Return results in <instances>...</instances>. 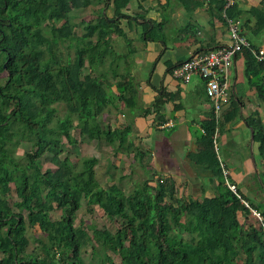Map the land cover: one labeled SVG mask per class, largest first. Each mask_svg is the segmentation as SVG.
Wrapping results in <instances>:
<instances>
[{
  "label": "trees",
  "instance_id": "16d2710c",
  "mask_svg": "<svg viewBox=\"0 0 264 264\" xmlns=\"http://www.w3.org/2000/svg\"><path fill=\"white\" fill-rule=\"evenodd\" d=\"M131 1L0 0V264H83L81 255L88 249L97 264H117L108 253L118 250L124 251L118 264H264V203L241 194L229 177L239 197L225 184L213 145L212 109L198 156L217 181L210 197L178 196L173 181L157 177L133 183L128 194L112 184L103 189L94 179L96 157L80 164L61 157L63 141L71 148L95 141L112 147L113 156L141 162L143 151L128 138L130 129L111 127L102 118L116 103L134 106L132 81L123 77L113 85L108 80L121 76L122 57L110 37L123 33L119 25L130 19L123 10ZM109 4L111 17L105 11ZM90 6H97L96 15L82 22L78 36L71 14ZM148 30L149 25L146 38ZM243 51L251 81L264 71V62ZM250 84L264 103V84ZM234 116L223 111L218 134ZM247 123L264 163V120L254 117ZM24 141L32 143L31 149L14 161ZM46 155L54 169L43 168ZM254 181L264 195V173ZM83 201L88 209L96 206L115 230L91 228L90 233L76 225ZM55 210L61 212L56 219ZM250 216L255 221L249 223ZM28 228L42 237L30 239Z\"/></svg>",
  "mask_w": 264,
  "mask_h": 264
},
{
  "label": "crops",
  "instance_id": "0c3cea01",
  "mask_svg": "<svg viewBox=\"0 0 264 264\" xmlns=\"http://www.w3.org/2000/svg\"><path fill=\"white\" fill-rule=\"evenodd\" d=\"M105 11L112 16L110 4ZM123 13L130 19L121 20L123 33L110 39L125 65L119 60L121 76L108 80L114 85L125 77L133 82L136 94L133 107L121 102L109 108L108 115L113 112L116 117L109 125L130 129L128 138L143 151L141 161L150 178L173 181L178 196L210 197L217 181L198 156L212 103L197 75L182 83L172 77L171 70L207 49L229 44L230 24L252 48L264 51V0H234L230 6L223 0H132ZM246 53L235 55L228 73L224 110L229 115L236 112V116L223 123L218 134V159L241 194L264 203L254 181L264 173V163L258 158L259 144L251 139L253 129L247 123L254 117L264 120V103L250 84H264V71L250 81ZM110 92L115 93L114 86ZM167 122H172L171 127L163 126Z\"/></svg>",
  "mask_w": 264,
  "mask_h": 264
},
{
  "label": "rangeland",
  "instance_id": "374dc122",
  "mask_svg": "<svg viewBox=\"0 0 264 264\" xmlns=\"http://www.w3.org/2000/svg\"><path fill=\"white\" fill-rule=\"evenodd\" d=\"M95 9L96 6H90L86 9L75 11L73 14H71V22L74 25V32L78 36L82 34V22H87L89 19L95 17ZM1 58L2 55L0 54V63ZM123 63L124 60H122V65ZM123 68L124 67L121 66V69ZM57 108L58 113L62 115L64 111L63 106L60 104L57 105ZM102 118L110 125L114 124L116 119L113 112L110 115H102ZM63 142L64 154L61 157L67 156L72 161L77 162L78 164H80L84 158L89 157H96L99 160V163L95 168L94 179L103 189H106L107 186L112 184L119 187V189L122 190L125 194H128L133 188V183H142L146 178H150V173L144 169V167L146 168L147 165H144L142 161L136 162L132 159V156H130V158H125L122 154L113 156V150L110 146H105L95 141H87L79 142L77 145L71 148L66 145L65 141ZM31 146L32 143L30 142H21L18 148H16L13 158L14 161L19 160L25 152L31 149ZM49 159L50 158L48 155L41 158V163L44 169H54V166L50 163ZM112 165L113 167H111ZM10 201H16L14 193H12ZM60 214L61 212L59 210H55L53 213H51V216L52 218L56 219L60 216ZM253 220L255 221L254 217L250 216L249 223L253 222ZM241 221H243L242 218ZM75 224H82L88 231H90L91 228H107L112 231L115 230V226L113 225V223L105 218V216L101 215L96 206H91L88 209L84 201L82 202V207L77 212ZM27 235L30 237V239L32 237H42V234L39 232V230L34 231L30 228L27 229ZM108 254L110 255L111 259H114V261L118 264L121 255H124V251L118 250L117 255H113L112 253ZM81 257L83 264L98 263V258H91V252L89 249L87 251H84Z\"/></svg>",
  "mask_w": 264,
  "mask_h": 264
},
{
  "label": "built area",
  "instance_id": "2783aa9c",
  "mask_svg": "<svg viewBox=\"0 0 264 264\" xmlns=\"http://www.w3.org/2000/svg\"><path fill=\"white\" fill-rule=\"evenodd\" d=\"M208 3L212 0H201ZM226 6L233 4L234 0H223ZM230 43L213 49H207L190 59L176 65L171 70L173 78L182 83H187L193 75H197L204 84L206 97L212 103V112L216 124L213 135L214 150L217 152L218 125L222 121V113L227 105L228 97V73L235 55L243 50H248L257 63L264 62V51L252 48L246 38L241 36L235 25L229 26ZM172 122L164 123L163 126L171 127ZM225 184L237 197L236 187L228 181V171L221 163ZM242 204L251 210L252 215L260 222L262 217L259 212L249 207L245 200Z\"/></svg>",
  "mask_w": 264,
  "mask_h": 264
},
{
  "label": "water",
  "instance_id": "95a60500",
  "mask_svg": "<svg viewBox=\"0 0 264 264\" xmlns=\"http://www.w3.org/2000/svg\"><path fill=\"white\" fill-rule=\"evenodd\" d=\"M251 133H252V138H251V139L253 140V134H254V133H253V131H252Z\"/></svg>",
  "mask_w": 264,
  "mask_h": 264
}]
</instances>
